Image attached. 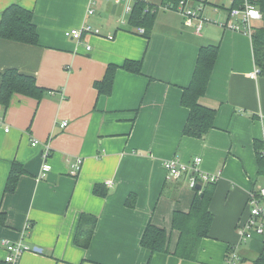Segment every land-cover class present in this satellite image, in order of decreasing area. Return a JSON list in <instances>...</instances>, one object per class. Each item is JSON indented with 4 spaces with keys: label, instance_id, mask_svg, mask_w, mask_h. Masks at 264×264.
<instances>
[{
    "label": "crops",
    "instance_id": "obj_1",
    "mask_svg": "<svg viewBox=\"0 0 264 264\" xmlns=\"http://www.w3.org/2000/svg\"><path fill=\"white\" fill-rule=\"evenodd\" d=\"M147 1L159 10L146 30L113 0H0V24L5 10L19 5L33 13L39 38L35 46L0 38V87L2 73L15 69L44 91L39 98L14 93L6 108L0 104V243L30 247L19 264H225L233 251L236 264H256L263 252L262 239L244 242L238 234L249 193L264 186V72L250 77L257 68L252 38L219 25L230 21L232 0H191L205 9L201 35L178 11L161 7L164 0ZM86 24L114 40L65 36ZM210 46L218 47L217 58L200 102L216 119L194 138L184 134L190 110L182 98ZM128 62L141 63V73L124 69ZM110 68L112 86L100 93L96 83ZM46 144L52 171L41 178ZM196 158L202 172L221 179L200 186L211 189L213 219L189 261L174 255L180 233L172 223L197 193L188 174L168 179L164 163L192 168ZM77 159L83 166L74 177ZM14 165L21 173L8 189ZM89 219L96 225L84 248L76 240ZM149 225L167 231L168 252L142 247ZM5 254L0 244V261Z\"/></svg>",
    "mask_w": 264,
    "mask_h": 264
},
{
    "label": "trees",
    "instance_id": "obj_2",
    "mask_svg": "<svg viewBox=\"0 0 264 264\" xmlns=\"http://www.w3.org/2000/svg\"><path fill=\"white\" fill-rule=\"evenodd\" d=\"M179 1L164 0L162 5L171 4L174 7ZM254 3L261 11L263 19L254 27L251 38L256 65L263 73L264 0H254ZM235 5H238V2ZM153 7L155 6L145 1L135 4L130 17L131 24L143 26L146 30L149 29L156 16V13L151 12V8ZM0 38L26 45H38L39 38L36 26L33 23V13L19 5H12L6 9L0 24ZM217 52L218 47L214 46L202 49L192 82L184 91L182 104L190 110V116L184 129L186 136L202 138L214 128L216 110L202 105L200 101L206 94L217 58ZM124 69L140 74L141 63L128 62L124 66ZM114 71L115 68H110L107 71L104 81L102 83H96L100 93H109L113 83ZM43 92L36 85L34 78L23 75L15 69L7 70L1 75L0 104L5 108L8 106L14 93L39 98ZM258 160H262L259 153ZM260 164V174H262L264 173V168L262 162ZM17 171L21 173V169L19 171L18 166L14 165L8 189L14 187V179L17 177ZM212 185L214 184H206L207 187ZM207 187L203 191L195 189L197 194L189 212H177L174 214L172 226L173 229L180 233V238L174 251V255L178 258L195 261L200 241L209 236L213 216L209 211L211 189ZM88 221H90L88 230L80 231L78 233V239L76 240L77 244L84 248H88L96 225V220L89 219ZM141 244L142 247L150 250L152 253L168 252V233L164 229L149 225L142 237ZM256 264H264V249Z\"/></svg>",
    "mask_w": 264,
    "mask_h": 264
},
{
    "label": "built area",
    "instance_id": "obj_3",
    "mask_svg": "<svg viewBox=\"0 0 264 264\" xmlns=\"http://www.w3.org/2000/svg\"><path fill=\"white\" fill-rule=\"evenodd\" d=\"M114 3L120 4L125 3V10L128 15L133 12V6L139 2L147 0H113ZM238 2V5L235 3ZM233 6L229 9L228 15L230 21L220 23L219 25L226 30L235 32H242L248 35H252L255 24L262 21L263 15L259 8L254 3V0H232ZM165 9H174L178 11L184 18L193 25L196 34L201 35L202 31L207 24V19L204 17L205 9L201 6H192L191 0H180L174 7L171 4L162 5ZM149 10V9H148ZM159 9L156 7L151 8V12L155 13ZM147 11V10H146ZM94 14V7L90 8L88 12L89 16ZM125 24V22H124ZM137 34H145V29L138 27L136 29ZM94 35L100 36L108 40H114V36L105 35L100 28H95L90 24L83 25L81 28L72 29L65 32L67 38L76 40L78 42L86 36ZM88 50L91 47L88 46ZM262 74L260 68H256L255 71L250 75L252 79H256ZM264 124V120H263ZM67 126V122L62 124V128ZM40 144L39 141H32V146L37 147ZM43 166L41 171V178H45L51 171L52 166L49 162L51 148L50 145L46 144L43 148ZM201 158H196L194 166L191 168L189 165L178 163L175 160H169L164 163V167L167 170L168 179H178L184 174H188V184L191 189H197L198 186L206 184H217L221 179V174H208L200 170ZM83 161L77 159L71 165L70 175L78 176L82 170ZM248 207V218L247 220L238 227V234L244 242L260 238L264 242V186L258 189L252 190L248 195L247 200ZM30 229V225L26 227V230ZM6 251L5 257L0 261V264H19L21 256L30 250V247L25 245L23 242L12 243L10 241H2L0 243ZM240 260L238 252L233 251L230 253L225 264H236Z\"/></svg>",
    "mask_w": 264,
    "mask_h": 264
},
{
    "label": "water",
    "instance_id": "obj_4",
    "mask_svg": "<svg viewBox=\"0 0 264 264\" xmlns=\"http://www.w3.org/2000/svg\"><path fill=\"white\" fill-rule=\"evenodd\" d=\"M197 189H198V190H200V189H201V187H200V186H198V187H197Z\"/></svg>",
    "mask_w": 264,
    "mask_h": 264
},
{
    "label": "rangeland",
    "instance_id": "obj_5",
    "mask_svg": "<svg viewBox=\"0 0 264 264\" xmlns=\"http://www.w3.org/2000/svg\"><path fill=\"white\" fill-rule=\"evenodd\" d=\"M210 19V18H209ZM69 39V38H68ZM256 239V238H255Z\"/></svg>",
    "mask_w": 264,
    "mask_h": 264
}]
</instances>
